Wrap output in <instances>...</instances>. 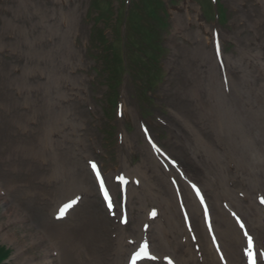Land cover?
Instances as JSON below:
<instances>
[{
  "label": "bare ground",
  "instance_id": "6f19581e",
  "mask_svg": "<svg viewBox=\"0 0 264 264\" xmlns=\"http://www.w3.org/2000/svg\"><path fill=\"white\" fill-rule=\"evenodd\" d=\"M243 6L244 5H241L242 8ZM67 12L65 15H67L69 18V27H75V14H67ZM245 17L247 21H249V23L256 28V31H259V23L256 21L251 22L249 14H246ZM43 26H48L45 20L40 24H32L30 27V32L34 34L36 29ZM57 27L58 25H55L54 29ZM66 36V33H61V37L63 39L66 38ZM245 45H249V41H246ZM242 74H248L251 77H254L257 81H260L261 79V77L257 74V66L248 63L244 54L240 55V61L238 64L230 65V80L231 86L234 90H237L241 87L240 78ZM259 90L263 91L262 88ZM245 92L246 94L242 95V97H240L236 103V115L229 116L228 122L231 127H233L229 135V141L231 144L235 145L236 147L238 146L240 149H243L247 145H253L256 147L257 152L259 151L264 156V94L259 93L258 89L252 85H246ZM213 134V137L216 139L217 133L215 129H213ZM142 147L144 149V153L141 159L133 167V169L129 164L126 167L125 172L127 175H130L132 171L140 173L142 177V181L140 183L141 187L143 186L142 183H144V179L147 176L149 177L150 185L147 191H150L152 199L155 198L159 202L161 208V216L158 219V223H156V230H152L151 232L152 240L155 242V244H159V251L162 252L167 250L177 259L183 261L191 260L193 264H222L205 234L193 199L187 198L186 201L194 217V225L197 229L198 241L201 244L200 250L202 257L199 259V257L196 256L193 249V244L187 235L181 217L178 213L176 202L174 198L169 197V194L172 192V190L166 183V172L162 170L161 165L150 151L149 146L144 144ZM189 149L191 155H194L197 150L200 151L201 155L204 156H214L217 153L216 147L211 146L210 142L200 136L189 143ZM196 158H198V156ZM216 164L217 166L214 168L216 173H218L220 169L223 173L229 176L230 179L232 177H237L239 181L242 179H250L249 175L240 173L243 168L239 167L235 163L231 165V160L229 159H226V162L223 159H219ZM150 167H153L156 171L154 173L149 172ZM156 173L161 176V179L165 184L167 196L155 188L156 182H153L151 176ZM89 179H91L90 174L85 166H83L81 169H79V171L74 170L70 174L64 175L62 177V184L59 185L55 192L57 194L59 192H63L62 195H58V197H61L74 192L77 188L88 190L85 185H88ZM222 180H224V177L216 180L215 186H218ZM210 186L212 187V183ZM150 189H155V192L151 191ZM142 197L145 199L149 196L144 193L141 195V198ZM138 207L141 212H132V216L134 217L138 214L137 217L141 219L144 217L143 210H145V207L142 203H139ZM244 216L249 221V229L255 235V238H258L259 235H264V231H259V222L262 218L261 213H259L257 217L256 213L254 212L247 213ZM213 219L215 223V230L227 257L226 264H243L244 259L240 252L243 241L239 229L236 227L235 223L229 217L227 212L216 205H214ZM29 226L31 225L29 224ZM28 231L30 232L29 235L31 236L32 230L29 228ZM117 231L118 248L123 253H125L130 247L125 241H122V237L126 232L121 226L117 227ZM58 232L60 239L54 235H48L51 240L50 244L54 249L57 250V261L54 264H96L93 260L94 257L89 251L90 249L92 253L95 252L94 244L83 241L82 239H73V235H71L67 230L60 229ZM3 234H5V239L8 241L17 240L19 242L18 249L21 252L20 255L24 258V264H35L32 258L26 257L27 247L22 236H17L9 230H5ZM139 234L140 233H137V235ZM183 234H186L185 241L181 240V236ZM37 242L38 240H35V243ZM122 260L123 257L121 256V259L118 260V263L120 264ZM50 261L51 260L47 258L44 261V264H50Z\"/></svg>",
  "mask_w": 264,
  "mask_h": 264
},
{
  "label": "rangeland",
  "instance_id": "374dc122",
  "mask_svg": "<svg viewBox=\"0 0 264 264\" xmlns=\"http://www.w3.org/2000/svg\"><path fill=\"white\" fill-rule=\"evenodd\" d=\"M118 0H108V4L107 5H104V4H99L100 7L99 8H96L94 6H91V0H82V5H83V9H84V12L82 13L83 14H86L87 15V18L85 19L86 21H84V31L85 32H88L90 33L91 30L93 29H96V31L98 29H102V32H104L105 34H108V35H111V32H112V12H111V6L113 7L115 5V3H117ZM235 0H229L227 2L228 4V7H229V4L230 3H233ZM9 3V1H8ZM5 5H6V1L5 0H0V13H2L3 11H5ZM107 9H110V11H108ZM113 11V10H112ZM7 12V10H6ZM140 12L142 14V16L145 17V12L140 9ZM103 14V15H102ZM3 22L5 24V22L2 20V18L0 17V23ZM28 25V23L26 22V26ZM8 55L7 52H3V56H6ZM81 57L77 59L78 60H82V59H85L86 56H85V53L82 52L80 53ZM181 61L183 60L182 58H179ZM24 59L21 58L19 60H14L12 61L11 63V67H22L24 65ZM41 63H42V60H41ZM90 67L87 66V70H89ZM16 72H12V75H15ZM100 91H103L105 92V89H100ZM7 104V102H6ZM7 110V109H6ZM5 110V111H6ZM6 121L13 127V129L15 131L18 130V127L16 126V117H15V114H8L6 117H5ZM4 199H1L0 198V224H3L4 220L6 219V215L8 213V208H7V205H6V201L9 200L7 198H5V202L3 201ZM94 207L97 209V204L92 201ZM28 205H34V201L31 200L29 201L28 203H22V206L23 207H26L28 209ZM39 218L38 217H34L32 222L33 223V228L35 229V231H40L41 229L38 227L37 223L39 222ZM28 224V223H27ZM26 224V225H27ZM26 225L24 226H17L15 228H12V229H9V231H13L17 236H22L24 238V240H29L31 237L28 236V234L26 233L28 231V229H26ZM0 242L2 243H7L8 245L12 246L11 244H9L8 242L4 241L1 237H0ZM18 243V241H14V245ZM13 247V252H12V255L15 253V247ZM36 251L39 250V248H36L35 249ZM107 250V249H106ZM106 250H99L100 254L103 256L105 251ZM32 252H34L33 248H30L28 251H27V254L26 255H30ZM22 256L21 255H17L15 258H11L10 261H9V264H20V262L22 261Z\"/></svg>",
  "mask_w": 264,
  "mask_h": 264
},
{
  "label": "snow or ice",
  "instance_id": "6c2138e0",
  "mask_svg": "<svg viewBox=\"0 0 264 264\" xmlns=\"http://www.w3.org/2000/svg\"><path fill=\"white\" fill-rule=\"evenodd\" d=\"M93 167H95L94 165H93ZM262 202H264V201H262ZM67 207V206H66ZM252 247V241H251V238H249V248H251ZM251 256H252V253L251 252H249V257H250V264H252V261H251Z\"/></svg>",
  "mask_w": 264,
  "mask_h": 264
}]
</instances>
